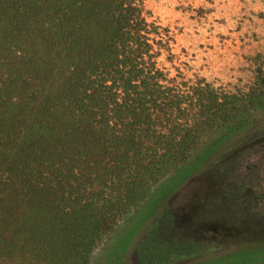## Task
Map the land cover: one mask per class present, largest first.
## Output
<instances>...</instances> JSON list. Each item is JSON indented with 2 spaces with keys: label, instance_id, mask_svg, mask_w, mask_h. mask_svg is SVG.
Returning a JSON list of instances; mask_svg holds the SVG:
<instances>
[{
  "label": "trees",
  "instance_id": "16d2710c",
  "mask_svg": "<svg viewBox=\"0 0 264 264\" xmlns=\"http://www.w3.org/2000/svg\"><path fill=\"white\" fill-rule=\"evenodd\" d=\"M155 34L143 0H0V264H264V72L182 89Z\"/></svg>",
  "mask_w": 264,
  "mask_h": 264
},
{
  "label": "rangeland",
  "instance_id": "374dc122",
  "mask_svg": "<svg viewBox=\"0 0 264 264\" xmlns=\"http://www.w3.org/2000/svg\"><path fill=\"white\" fill-rule=\"evenodd\" d=\"M158 68L182 89L242 95L264 72V0H143ZM185 190L175 206L188 202ZM123 264H139L134 249Z\"/></svg>",
  "mask_w": 264,
  "mask_h": 264
}]
</instances>
